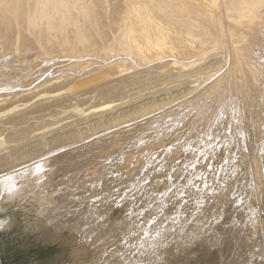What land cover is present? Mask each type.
<instances>
[{"label": "rangeland", "instance_id": "obj_1", "mask_svg": "<svg viewBox=\"0 0 264 264\" xmlns=\"http://www.w3.org/2000/svg\"><path fill=\"white\" fill-rule=\"evenodd\" d=\"M99 1L105 38L90 49L39 50L21 42L25 30L0 22V54L11 69H37L0 84V157L15 153V130L25 133L21 156L0 167V264H264V55L249 54L255 76L242 69L228 88L218 82L232 70L229 50L211 45L204 57L182 55L185 67L171 71L180 79L154 71L169 57L106 79L139 76L111 92L95 90L104 84L72 90L68 77L120 53L104 48L121 25L123 0ZM66 90L82 95L60 97ZM32 180L36 188L23 193Z\"/></svg>", "mask_w": 264, "mask_h": 264}, {"label": "bare ground", "instance_id": "obj_2", "mask_svg": "<svg viewBox=\"0 0 264 264\" xmlns=\"http://www.w3.org/2000/svg\"><path fill=\"white\" fill-rule=\"evenodd\" d=\"M32 1L35 0H0V22L3 20L4 21L10 20L11 25H14L15 27L14 30L16 29V31L19 32H21V29L25 30L28 36H30V38L29 39L25 38V40H21V42L24 45L28 44V46H31L39 50L43 48V45H46L49 47V50L54 51L56 48H59V51H65L66 49H70L76 45H78L82 49H90L91 46L97 44V42H95L97 41L95 40L97 38H99L101 44L104 43L103 40L105 38L104 35L105 33H103V28L106 26L104 25L103 22H101V19L102 17H104V14L102 11L100 12L101 4L99 0H54V1L47 0L37 5L33 11L24 13L22 11L23 10L22 7L25 4V2H28L26 4L28 5ZM111 18L112 19L110 18L108 19L110 21H113L114 17ZM120 21H121L120 22L121 25L117 33L112 35L111 41L108 43L109 46L104 48L110 50L113 47H115L120 51V53L111 54L108 57L104 56V58H106L105 61H103L102 64H100L99 66L93 68V70H90L85 74H83V77L81 79L74 80V79H70L69 77L67 79L65 78L66 81L74 82V85L70 89L72 90L73 89L76 90L77 88L81 89V87L83 86L86 87V85L90 86L91 84L101 85L106 82V79L117 77L118 75L127 72L129 69L141 67L146 65L147 63H151L154 61H162L164 58L169 59L170 57V59L171 58L173 59L172 61L167 60L169 62H166L164 60L166 64L162 63L158 65L156 68H154V71L158 70L157 74L159 71L163 70L165 77L168 78L169 75L166 74H170L172 76L173 74L171 73V71H174L173 69H176L175 71H177V69L180 70L179 68L185 67V64H183L182 61L184 60L183 58L186 53L187 56L192 52L193 53L197 52L198 54L200 52L198 57H204L206 52L205 48L211 45H213V47H220L223 49L227 48L229 50L228 51L230 53L229 56L231 57V60L230 59L229 60L231 61L230 66H232V70L230 71L229 74L227 73L228 75H225L227 76L225 80L224 79L221 81L218 80L219 81L218 84H220L218 86H220V88L221 85L224 86L225 84H226L225 87L228 88L227 85H232V86L234 84L236 85L237 82H235V77H238L236 76L237 72H240V70L245 68L247 69L246 72L247 71L250 72L251 70H253L251 68H249L248 70V67L250 65V59L248 56L249 54L257 52L258 54L261 55V57L264 55V50L258 49L257 48L258 44L255 42L258 36L264 37V0H123V12ZM225 21L228 23L227 26L224 25ZM27 34L25 35L27 36ZM18 41L20 43V39ZM0 55H2V57H0L2 58V60H0V84L2 85L10 84V83H16V84L20 83L19 77H22L27 73H30L31 76L35 71H37V69L36 70L34 69L32 70L34 72H30L31 70L29 72L28 71L26 72L25 71L26 68L25 69L22 68L24 69L22 72H19V70L18 71L12 70L11 69L12 64L9 61H7V59L4 58L3 53ZM91 59L93 60V57H91ZM128 60H133L132 61L133 65L129 64ZM262 60L261 63L264 62ZM35 64L38 63L36 62ZM85 64H87L86 65L87 68L89 62ZM259 66H263V65L260 64ZM8 71H11V73H9ZM154 71L152 72V70H148L145 72L144 75H151L155 73ZM254 73L255 70L251 72V75L253 77L255 76ZM164 75H162V77H164ZM181 75L183 74L175 73L173 76L179 77L180 79ZM28 77L29 76H25V79H27ZM137 77L129 76L128 78L116 80L112 83L101 85L95 90L100 89L102 92H106V93L111 92V88L113 86L122 84V82L124 83V81H129ZM36 80L37 79L33 81ZM48 82L45 81L40 86H43ZM199 84L198 85L195 84V85L199 86ZM9 88H6V90ZM0 90H4V89H0ZM13 90L15 89H12L8 92H11ZM57 90H59V88H57ZM67 90L60 93L61 94L60 97L63 95H75L77 97L79 95H82V94H77L78 91L74 93L71 90L70 92ZM48 93H50V91ZM56 97L58 98V94L54 95L52 99L54 100V98L56 99ZM263 105H264V99H263ZM100 108H103L101 110H104L105 106ZM100 108L98 107V109ZM98 109L91 112L89 111L90 113H87L86 115L89 114L96 115V112H101V110ZM23 119L25 118L24 117L22 118L20 116L17 119L12 120V123L16 124L18 121H21ZM24 136L25 133L20 129L15 130L12 136L10 135V142L12 141L15 143V148L13 150L15 151V153L13 154L9 152L5 155L1 154L0 167L12 165L14 164L15 160H18L19 156L21 155L20 153H17L18 152L17 144L24 139ZM0 146H2V141H0ZM136 153L138 154V152ZM41 161L42 160H40V162L38 163H41ZM42 169H43V163H42V167L39 166L37 168L35 167L31 168L30 170L27 169L26 174L24 175H28L27 173H30L33 174L34 177V175L36 173H40ZM47 169H49V167H47ZM44 175L45 174L43 173V176ZM24 179H27V177H25ZM32 181H27L30 183H27L26 187L30 186L31 188L27 191H24L23 193H27V192L30 193L34 188H36V186H34L35 181H33L34 183ZM37 183L38 185H41L39 184L40 182L37 181Z\"/></svg>", "mask_w": 264, "mask_h": 264}, {"label": "clouds", "instance_id": "obj_3", "mask_svg": "<svg viewBox=\"0 0 264 264\" xmlns=\"http://www.w3.org/2000/svg\"><path fill=\"white\" fill-rule=\"evenodd\" d=\"M5 225V221H0V229H2Z\"/></svg>", "mask_w": 264, "mask_h": 264}]
</instances>
